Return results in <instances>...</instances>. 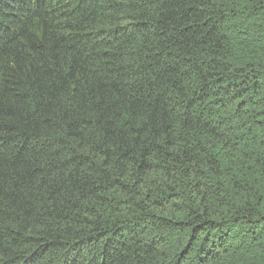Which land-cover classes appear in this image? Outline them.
Masks as SVG:
<instances>
[{
	"label": "trees",
	"instance_id": "1",
	"mask_svg": "<svg viewBox=\"0 0 264 264\" xmlns=\"http://www.w3.org/2000/svg\"><path fill=\"white\" fill-rule=\"evenodd\" d=\"M0 264H264V0H0Z\"/></svg>",
	"mask_w": 264,
	"mask_h": 264
}]
</instances>
